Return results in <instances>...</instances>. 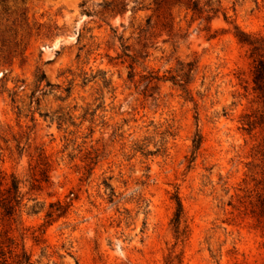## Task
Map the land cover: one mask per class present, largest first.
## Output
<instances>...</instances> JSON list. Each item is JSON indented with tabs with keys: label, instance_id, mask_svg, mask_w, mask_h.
<instances>
[{
	"label": "rangeland",
	"instance_id": "obj_1",
	"mask_svg": "<svg viewBox=\"0 0 264 264\" xmlns=\"http://www.w3.org/2000/svg\"><path fill=\"white\" fill-rule=\"evenodd\" d=\"M196 1L210 23L185 0L0 3V172L72 204L41 264H264V101L235 37L264 38V0Z\"/></svg>",
	"mask_w": 264,
	"mask_h": 264
},
{
	"label": "trees",
	"instance_id": "obj_2",
	"mask_svg": "<svg viewBox=\"0 0 264 264\" xmlns=\"http://www.w3.org/2000/svg\"><path fill=\"white\" fill-rule=\"evenodd\" d=\"M6 0H0V3H5ZM126 3L119 2L112 8V13L123 14L126 11ZM185 6L187 10H191L198 18H202L205 15L204 21L210 23L218 11H214L212 8L210 11H204L200 7L199 2L196 0H185ZM110 7V5H109ZM136 7V6H135ZM144 6L134 8L135 11L144 10ZM148 9V8H147ZM213 12L214 16L210 13ZM224 19L228 20V17L224 15ZM148 25L150 19L147 20ZM235 37L238 42L249 48L250 58L253 60V83L254 91L264 101V38L252 36L241 31L238 27L235 28ZM143 31V30H141ZM124 49V57L133 59L128 53L129 46L125 43L122 45ZM190 71L193 70V64H189ZM153 80L159 81L154 77ZM186 95H189L187 89H183ZM202 143V137L198 133L193 140L192 155L195 157ZM39 159L42 161L44 167L41 172V179L35 180L37 184H33L31 190L41 189L43 183L49 182V166L45 161L43 154H39ZM21 182L14 175L11 176V180L8 182L6 177L0 172V221L2 229L0 230V264H41V260H35L33 254V247H42V256H46L47 246L44 236L47 229L61 218H65L70 209V203H62L61 201L50 202L47 205L37 201L36 198L30 199L34 204L29 205L28 202L24 203L23 195L20 190ZM176 202V211L172 219V224L176 232L177 240L186 237L187 230H181V223L183 219V207L180 199L176 196L174 198ZM44 214L43 223L38 227H26L23 223V216L36 217ZM13 225L16 226L13 229ZM17 232L18 238L14 235ZM28 240L33 242V246H28Z\"/></svg>",
	"mask_w": 264,
	"mask_h": 264
}]
</instances>
